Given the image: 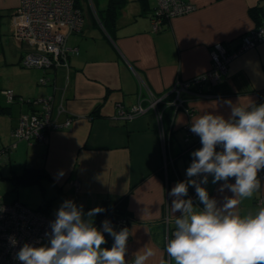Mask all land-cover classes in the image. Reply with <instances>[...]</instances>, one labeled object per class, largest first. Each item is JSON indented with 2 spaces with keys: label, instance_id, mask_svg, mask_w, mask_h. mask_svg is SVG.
<instances>
[{
  "label": "crops",
  "instance_id": "0c3cea01",
  "mask_svg": "<svg viewBox=\"0 0 264 264\" xmlns=\"http://www.w3.org/2000/svg\"><path fill=\"white\" fill-rule=\"evenodd\" d=\"M19 1L0 0V80L7 77L9 87L24 99L54 95L66 113L58 121L62 123L68 114L72 115V121L68 128L51 130L46 142H14L11 134L18 116L31 108L19 103L8 105L0 93L4 102L0 104L1 138L9 141L0 148L15 144L13 149H21L26 158L23 165L18 159L17 168L23 167L22 170L12 169L10 173L20 175L26 168L42 169L47 177H41L35 184L48 181L78 206L82 205L85 214L129 193L130 236L126 259L130 262L136 252L151 248L155 255L146 264H169L166 243L180 213L172 212V198L168 193L177 182L187 179L186 169L191 164L188 149L175 155L177 150L188 147L181 146L178 135H185L184 126H191L199 115L211 113L229 118L231 109L225 100L240 105L264 104L261 95L264 43L232 60L223 81L203 87L212 97L184 96L191 116L178 111L173 120L164 119L166 161L156 120L150 111L126 122H113L111 116L117 103L130 107L139 97L145 98L147 89L156 96L171 99L169 91L176 78L188 79L210 68L215 55L213 45L233 47L241 35L257 25L264 15V0H186L195 10L166 20L156 31L152 30L150 21L155 0H126L115 25L109 28L97 16V11L105 8L106 0H84L83 28L66 40V46L76 48L77 53L68 56V69L45 71L21 66L26 46L10 35V17ZM42 76L49 79L46 85L39 83ZM73 179L79 182L76 192L69 184ZM212 179L209 176L208 183L203 185L210 198L222 204L225 196H233L228 190L218 191L223 182L213 184ZM190 190L191 186L185 199L191 198L194 206L203 208L196 192ZM261 196H264V178L254 196L238 206L239 213H254L264 207L256 202ZM51 201L31 209L41 207L49 215ZM144 209L151 214L142 217Z\"/></svg>",
  "mask_w": 264,
  "mask_h": 264
},
{
  "label": "clouds",
  "instance_id": "9594fccd",
  "mask_svg": "<svg viewBox=\"0 0 264 264\" xmlns=\"http://www.w3.org/2000/svg\"><path fill=\"white\" fill-rule=\"evenodd\" d=\"M224 103L231 109L229 118L205 113L191 122L190 131L199 136L202 147L191 153L187 179L168 193L172 212L180 213L166 243L169 264H264V207L244 215L237 210L261 188L264 104ZM209 176L213 184L223 182L218 191L228 190L233 196H225L222 204L210 198L203 186ZM230 179L235 182L229 183ZM190 186L203 208L185 199ZM104 211L98 206L85 214L82 205L65 200L50 222L51 231L45 233L48 244L25 243L14 259L21 264H129V229L117 232L107 219L102 221V230L93 224L91 218ZM150 214L142 211V217ZM104 233L113 237L111 248L102 247L107 243ZM9 240L12 246L17 244L14 237ZM154 255L151 248L136 252L132 264H146Z\"/></svg>",
  "mask_w": 264,
  "mask_h": 264
},
{
  "label": "built area",
  "instance_id": "2783aa9c",
  "mask_svg": "<svg viewBox=\"0 0 264 264\" xmlns=\"http://www.w3.org/2000/svg\"><path fill=\"white\" fill-rule=\"evenodd\" d=\"M155 3L150 17L152 30L155 31L166 20L195 10V6L186 0H155ZM10 23L11 37L26 46L20 61L22 67L38 68L43 71L59 67L68 69V56L76 54L77 49L66 46L67 37L70 34L80 33L83 28L82 11L75 6L73 0H20L10 17ZM262 32H264V17L254 28L241 35L233 47H226L221 43L213 45L215 55L211 58L210 68L188 79L176 78L169 91L171 99H167L165 95L156 96L147 89L145 98L139 97L130 107L117 103L111 120L126 122L150 111L156 120L163 157L166 161L164 125L166 110L171 109V120L178 111L191 116V108L184 104V96L193 94L199 99L212 97L203 90V87L223 81L226 78L227 65L232 60L256 45L264 43ZM48 82L46 76L39 79L40 84L46 85ZM0 93L8 105L19 103L31 108L30 111L22 112L18 116L11 134L16 140H25L28 143L46 142L51 130L68 128L71 124L72 115L69 114L62 123L58 121L59 117L66 113L62 103L55 101L54 95L49 94L42 99H24L11 89H2ZM143 101L146 104H143ZM184 130V141L191 156V153L202 145L199 136L190 131L189 124L184 126ZM14 147L15 144L1 148L0 155L11 151ZM220 150L217 148V151ZM192 159L191 156V162ZM259 176L264 178V171H261ZM69 184L75 192L79 190L77 180H69ZM190 192L194 193L195 188L191 186ZM256 202L264 206V196L259 197ZM53 220L45 212L31 209L17 200L10 203L0 200V264H21L14 257L25 243L34 246L48 244L45 233L51 231L50 222ZM107 220L117 232L125 227L128 228V221L125 218ZM99 228L102 230V223ZM9 237L16 239L15 246L11 245ZM129 264H132V261Z\"/></svg>",
  "mask_w": 264,
  "mask_h": 264
},
{
  "label": "rangeland",
  "instance_id": "374dc122",
  "mask_svg": "<svg viewBox=\"0 0 264 264\" xmlns=\"http://www.w3.org/2000/svg\"><path fill=\"white\" fill-rule=\"evenodd\" d=\"M25 68V67H23ZM26 69V68H25ZM21 75H19L20 77ZM13 78L16 79V74L13 75ZM0 82L2 83L1 89H11L9 87V79L7 77H3ZM12 90V89H11ZM13 91V90H12ZM4 99V98H3ZM3 99L0 97V104L4 105ZM26 99V98H25ZM2 132H0V146L3 144H8L9 141H5L4 137H2ZM184 134L178 135V138H180V144L181 146H185L184 141ZM14 142L24 141L25 140H16L14 137H11ZM1 149V148H0ZM19 155V156H18ZM0 158V200L6 203H10L14 200H17L19 202H22L26 204L30 208H36L38 205L43 204L45 201H51V208L49 212V217L55 219V214L61 204L65 200H72V198L68 197L69 195L64 194L62 191H58L57 188L49 183L48 181H43L41 185L35 184V185H29V186H19L17 188H14L15 185L13 182L8 178V175H10V170H22L23 167H18V163L20 159V164H24L25 153L23 154V151L19 148L12 149V152L10 153H4L1 155ZM16 162V164H14ZM75 202V201H74Z\"/></svg>",
  "mask_w": 264,
  "mask_h": 264
},
{
  "label": "trees",
  "instance_id": "16d2710c",
  "mask_svg": "<svg viewBox=\"0 0 264 264\" xmlns=\"http://www.w3.org/2000/svg\"><path fill=\"white\" fill-rule=\"evenodd\" d=\"M76 7L81 9V5L84 0H73ZM126 0H106V6L102 10L97 11V16L100 23L105 27H113L116 23L117 17L121 10L124 8L126 4ZM264 17L261 15L260 20ZM257 23V24H258ZM261 95L264 96V91L261 92ZM171 116V109H167L165 112V120L170 118ZM187 147L177 150L175 155H181L184 151H186ZM174 155V156H175ZM47 177V175L43 172L40 168H31V169H24V171L20 175L11 174L8 178L13 182L15 185L14 188H17L19 185H32L38 183L41 177ZM129 194V193H128ZM128 194L118 198L111 204L103 203L99 207H103L106 209L103 213L97 214L94 217L93 224L97 228L105 219H118V218H125L128 221V211H127V198ZM39 210L45 212L44 209L39 207ZM46 213V212H45ZM107 243L102 245V247L111 248L113 244V237H110L108 234L104 233Z\"/></svg>",
  "mask_w": 264,
  "mask_h": 264
}]
</instances>
